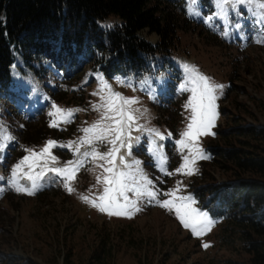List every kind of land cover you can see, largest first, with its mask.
I'll return each instance as SVG.
<instances>
[{
	"label": "rangeland",
	"instance_id": "obj_1",
	"mask_svg": "<svg viewBox=\"0 0 264 264\" xmlns=\"http://www.w3.org/2000/svg\"><path fill=\"white\" fill-rule=\"evenodd\" d=\"M210 2H213V9L206 7L201 17H193L188 14L185 0V15L192 19L190 26L176 32V41L169 53L157 51L144 59L148 72L140 77L116 74L106 78L88 65L73 67L65 75L63 69L44 64L48 76L41 80L23 66L19 54L13 51L16 60L11 68L13 78L24 90L35 91L40 84L45 99L40 100V104L44 102L45 108L32 120L19 122L17 112H7L9 106L0 102V123L15 137L0 150V177H3L0 180L3 189L0 191V264L247 263L248 256L237 233L223 218H213L209 214L216 221L211 231L195 237L180 224L174 213L147 197L138 201L141 210L132 218L109 217L81 201L80 195L95 198L102 193L103 185L96 182L97 175L103 172L97 166L102 161L87 159L73 182L76 190L71 194L65 190L60 178L51 173L32 196L16 192L8 185L11 169L27 154L26 148L39 151L48 140L59 144L78 141L84 135L81 130L100 118V111L93 110L92 105L101 103L100 96L93 95L101 87V77L113 92L138 100L132 106L139 110L135 113L138 124L158 129L165 135L166 139L159 145H163V154L167 156L166 171L174 173L183 155L177 151L175 140L186 129L191 115V110L185 107L190 93L180 91L185 79L183 65L187 63L213 83L224 86L222 94L217 91L218 115L211 129L214 135L199 138L200 147L209 158L196 162L198 171L194 175H166L148 151V134L133 131L132 135L141 136V141L134 144L132 156L127 159L142 162L141 167L153 182L154 190H158L159 199H167L163 194L176 188L179 182L178 194L191 195L196 200L195 207L206 211L201 205L203 200L196 199L194 191L206 185H232L239 177L232 169L225 171L216 165L218 156L209 149L225 147L227 142L222 138L223 133L233 126L264 127V43L256 42L264 35V28L255 23L246 7L241 6L238 11L243 13L242 16L236 12L230 15L234 23H240L241 35L231 30L225 37L222 22L214 21L216 27L204 22L203 17L215 11L214 0H208ZM117 24L119 20L109 18L99 25L110 28ZM138 36L151 46L157 42V37L145 30ZM33 66L37 68L39 64ZM18 84L12 90L19 89ZM53 103L64 109L81 111L75 112L71 123L50 127L49 112ZM94 147L99 152H106L109 145L96 143ZM90 150L87 145L81 147V152ZM52 153L58 158L57 166H63L79 155L61 147L52 149ZM21 183L28 184L26 180ZM129 196L135 199L133 194L129 193ZM204 243L210 247L204 248Z\"/></svg>",
	"mask_w": 264,
	"mask_h": 264
},
{
	"label": "trees",
	"instance_id": "obj_2",
	"mask_svg": "<svg viewBox=\"0 0 264 264\" xmlns=\"http://www.w3.org/2000/svg\"><path fill=\"white\" fill-rule=\"evenodd\" d=\"M184 2L0 0V91L11 83L9 72L16 63L13 51L40 79L45 78L44 64L48 63L64 74L88 65L106 78L143 76L148 72L144 59L157 51L169 53L176 32L190 26ZM109 18L119 24L102 28L99 24ZM142 30L157 37L155 45L138 36ZM34 63L39 66L35 68ZM222 138L225 147L209 150L218 156L216 165L225 171L232 169L238 180L228 186L200 187L194 197L203 200L202 208L211 217L223 218L237 233L247 263L229 264H264V127L233 126Z\"/></svg>",
	"mask_w": 264,
	"mask_h": 264
},
{
	"label": "snow or ice",
	"instance_id": "obj_3",
	"mask_svg": "<svg viewBox=\"0 0 264 264\" xmlns=\"http://www.w3.org/2000/svg\"><path fill=\"white\" fill-rule=\"evenodd\" d=\"M186 2L188 14L201 17L199 0H186ZM214 4L215 11L203 19L210 27H216L214 23L216 20L222 22L224 26L222 34L225 37L230 35L231 27L240 29V23L232 24L230 15L236 12L237 15L242 16L243 13L238 11L241 6L246 7L255 23L264 28V0H214ZM256 42L264 43V35H261ZM183 69L185 79L180 86V91L190 93L185 107L191 110V115L186 129L180 134V138L175 140L177 151L183 155L181 164L174 170V173L191 176L198 171L195 167L196 162L209 158L200 147L199 138L214 135L211 129L218 115L217 91L220 90L222 94L224 86L213 83L193 65L185 63ZM101 81L100 89L93 93V95L100 96L101 103L92 105L93 110L100 111V118L81 130L84 135L78 141L59 144L57 141L48 140L39 151L26 148L27 154L11 169L8 185L16 192L32 196L43 186L42 181L51 173L60 178L65 190L71 194L76 190L73 182L87 159L102 161L103 163L97 166L102 168L103 172L96 177L97 184L103 185L102 193L95 198L80 195L81 201L109 217L132 218L136 212L141 210L138 201L147 197L159 207L174 213L180 224L190 230L193 236L206 235L216 221L209 216L208 212L195 207L196 200L191 195L178 194L179 182L176 188L163 194L168 198L161 200L157 196L158 190H154L153 182L144 173L141 167L142 162L135 158L127 159L132 156L134 144H139L141 141V136L132 135L133 131L142 134L146 132L150 137L148 151L158 162L160 170L166 175L174 174L166 171L167 156L163 154V145L156 143L157 140L166 139L165 135L158 129L145 128L144 125L137 123L138 117L135 113L139 110L133 109L132 106L137 104L138 100L135 97H124L120 93L113 92L110 86L103 82L102 77ZM78 111L81 109H64L53 103L52 110L49 112L51 117L49 126L59 127L61 124L71 123L75 112ZM171 135L168 133L169 137ZM14 139L15 137L0 123V150L5 147L6 142ZM96 143L109 145L108 150L106 152L97 151L94 147ZM85 145L91 150L81 152V147ZM57 147L68 148L74 154L79 155L75 160H69L63 166H57L58 158L52 153V149ZM2 179L3 177H0V180ZM22 180H26L28 184H22ZM0 191L3 189L0 188ZM129 193L133 194L135 199L130 198ZM202 246L210 247L208 243Z\"/></svg>",
	"mask_w": 264,
	"mask_h": 264
},
{
	"label": "bare ground",
	"instance_id": "obj_4",
	"mask_svg": "<svg viewBox=\"0 0 264 264\" xmlns=\"http://www.w3.org/2000/svg\"><path fill=\"white\" fill-rule=\"evenodd\" d=\"M10 72H11V69H10ZM158 144H160V142Z\"/></svg>",
	"mask_w": 264,
	"mask_h": 264
}]
</instances>
